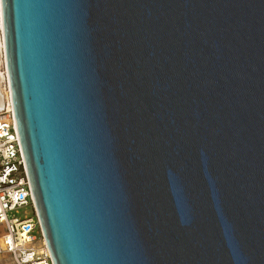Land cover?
<instances>
[{
  "label": "water",
  "instance_id": "1",
  "mask_svg": "<svg viewBox=\"0 0 264 264\" xmlns=\"http://www.w3.org/2000/svg\"><path fill=\"white\" fill-rule=\"evenodd\" d=\"M0 9L53 264H264V0Z\"/></svg>",
  "mask_w": 264,
  "mask_h": 264
},
{
  "label": "built area",
  "instance_id": "2",
  "mask_svg": "<svg viewBox=\"0 0 264 264\" xmlns=\"http://www.w3.org/2000/svg\"><path fill=\"white\" fill-rule=\"evenodd\" d=\"M1 31V30H0ZM4 90L8 92L6 71H3ZM5 102L0 114V257L9 256V264H53L40 235V246L32 235L40 234L33 208L27 172L20 148L12 110ZM31 206L32 217H10L17 209Z\"/></svg>",
  "mask_w": 264,
  "mask_h": 264
},
{
  "label": "rangeland",
  "instance_id": "3",
  "mask_svg": "<svg viewBox=\"0 0 264 264\" xmlns=\"http://www.w3.org/2000/svg\"><path fill=\"white\" fill-rule=\"evenodd\" d=\"M4 68L1 66L0 67V73H3ZM33 216V210L31 206L23 207L20 209H17L16 211L12 212L10 214V217H17L19 219H22L24 217H32ZM32 235L35 236L36 241L33 242V246L38 247L40 246V234L38 232V229H35L32 233ZM10 263V258L9 256H1L0 257V264H9Z\"/></svg>",
  "mask_w": 264,
  "mask_h": 264
},
{
  "label": "bare ground",
  "instance_id": "4",
  "mask_svg": "<svg viewBox=\"0 0 264 264\" xmlns=\"http://www.w3.org/2000/svg\"><path fill=\"white\" fill-rule=\"evenodd\" d=\"M0 67L2 66L5 70V60H4V53H3V43H2V22H1V9H0ZM5 79L3 73H0V111L3 106V102L5 101L8 104V109L12 110L10 106V97L9 92L6 91V87L4 90V84L2 83ZM5 109V104L3 110Z\"/></svg>",
  "mask_w": 264,
  "mask_h": 264
}]
</instances>
